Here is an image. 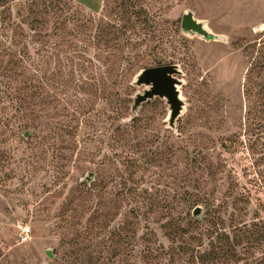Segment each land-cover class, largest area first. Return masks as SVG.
Returning <instances> with one entry per match:
<instances>
[{"label": "rangeland", "instance_id": "rangeland-1", "mask_svg": "<svg viewBox=\"0 0 264 264\" xmlns=\"http://www.w3.org/2000/svg\"><path fill=\"white\" fill-rule=\"evenodd\" d=\"M0 264H264V0H0Z\"/></svg>", "mask_w": 264, "mask_h": 264}, {"label": "water", "instance_id": "water-1", "mask_svg": "<svg viewBox=\"0 0 264 264\" xmlns=\"http://www.w3.org/2000/svg\"><path fill=\"white\" fill-rule=\"evenodd\" d=\"M181 29L185 33L197 35L205 40L221 39L220 35L210 32L202 22L195 19L190 11L183 13ZM177 72V66L174 64L147 67L138 72L134 83L136 85H144L145 88L142 93H138L134 97L131 106L132 114H136L142 102L157 96L166 100L169 106L167 121L169 126L173 127L175 119L181 114L184 107V102L177 89L180 81L173 76ZM86 179H92V174L87 175ZM193 214H200V210L196 209Z\"/></svg>", "mask_w": 264, "mask_h": 264}, {"label": "trees", "instance_id": "trees-1", "mask_svg": "<svg viewBox=\"0 0 264 264\" xmlns=\"http://www.w3.org/2000/svg\"><path fill=\"white\" fill-rule=\"evenodd\" d=\"M17 97L14 96L13 99H16ZM20 102H17L19 106L16 107V111H18V114L20 115L23 108H24V105H26V102L23 98H20L19 99ZM16 117V116H15ZM230 248H221V254L219 255V257H226V254L227 252L229 251Z\"/></svg>", "mask_w": 264, "mask_h": 264}, {"label": "built area", "instance_id": "built-area-1", "mask_svg": "<svg viewBox=\"0 0 264 264\" xmlns=\"http://www.w3.org/2000/svg\"><path fill=\"white\" fill-rule=\"evenodd\" d=\"M21 239L22 240H27L30 237V230L29 227L27 226H23L21 229V233H20Z\"/></svg>", "mask_w": 264, "mask_h": 264}]
</instances>
